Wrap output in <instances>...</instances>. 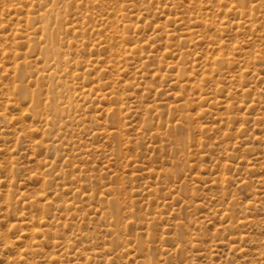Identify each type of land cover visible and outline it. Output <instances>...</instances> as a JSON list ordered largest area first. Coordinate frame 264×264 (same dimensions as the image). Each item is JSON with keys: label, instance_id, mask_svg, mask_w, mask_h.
<instances>
[{"label": "rangeland", "instance_id": "374dc122", "mask_svg": "<svg viewBox=\"0 0 264 264\" xmlns=\"http://www.w3.org/2000/svg\"><path fill=\"white\" fill-rule=\"evenodd\" d=\"M0 264H264V0H0Z\"/></svg>", "mask_w": 264, "mask_h": 264}, {"label": "bare ground", "instance_id": "6f19581e", "mask_svg": "<svg viewBox=\"0 0 264 264\" xmlns=\"http://www.w3.org/2000/svg\"><path fill=\"white\" fill-rule=\"evenodd\" d=\"M49 2V1H48ZM53 5V4H52ZM55 7V6H53ZM59 9V8H58ZM60 18H56V20L58 21ZM36 20V19H35ZM50 21L51 18H49L48 16L44 17V25L42 26V31L44 36L46 37V42L48 43V47H46L45 50V57L47 59L50 58H56L59 59L62 56L61 50L60 48L57 47V34L55 32L51 31V27H50ZM54 22V21H53ZM64 26V25H63ZM58 27V26H57ZM36 46V45H35ZM44 55V54H43ZM35 61V60H34ZM68 61V60H67ZM19 71V69H18ZM55 71V70H54ZM21 72H23V70H21ZM24 74V73H23ZM22 74V75H23ZM21 75V76H22ZM18 77V76H17ZM20 77V76H19ZM25 77V76H24ZM48 77V76H46ZM22 87V86H21ZM20 89H25V88H20ZM24 91V90H23ZM52 93L54 94V91L52 90ZM24 95H26L27 93H23ZM29 96L31 97L32 101L34 103H36L37 105V101H38V96L36 94H29ZM59 101V100H58ZM115 206V204H114Z\"/></svg>", "mask_w": 264, "mask_h": 264}]
</instances>
